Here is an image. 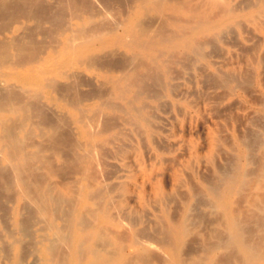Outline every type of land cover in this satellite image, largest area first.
<instances>
[{
    "label": "bare ground",
    "instance_id": "bare-ground-1",
    "mask_svg": "<svg viewBox=\"0 0 264 264\" xmlns=\"http://www.w3.org/2000/svg\"><path fill=\"white\" fill-rule=\"evenodd\" d=\"M0 264H264V0H0Z\"/></svg>",
    "mask_w": 264,
    "mask_h": 264
},
{
    "label": "rangeland",
    "instance_id": "rangeland-1",
    "mask_svg": "<svg viewBox=\"0 0 264 264\" xmlns=\"http://www.w3.org/2000/svg\"><path fill=\"white\" fill-rule=\"evenodd\" d=\"M116 7L110 9V12L109 13H112V14H116ZM108 13V14H109ZM110 15V14H109ZM113 16V15H111ZM212 112V113H211ZM205 114L206 113V117L200 115L199 118L195 121L192 122V125H191V130L188 134H186V138H188L189 140H192L193 142H196L198 146H200V143H201V140H203L201 137L204 136V133H205V130L209 129V128H212V125H214L215 123H224L225 121L222 120L223 117L226 116L227 119L231 120V117L232 115L230 113H225L223 114L222 112L220 113H214V111H210V112H205V111H202V114ZM203 114V115H204ZM213 114V117L212 115ZM215 114H217L216 116H214ZM219 114V115H218ZM231 115V116H229ZM221 116V117H220ZM215 117V118H214ZM229 117V118H228ZM204 118H205V122H204ZM222 118V119H221ZM226 118H224L225 120H227ZM201 120V121H200ZM208 120V121H207ZM217 120H219L217 122ZM204 123V124H203ZM211 123V124H210ZM200 124V125H199ZM202 124V125H201ZM237 123H235L236 125ZM201 126V127H200ZM237 128V126H236ZM203 132V133H201ZM237 132V131H235ZM195 133V134H194ZM203 134V135H202ZM202 135V136H201Z\"/></svg>",
    "mask_w": 264,
    "mask_h": 264
}]
</instances>
